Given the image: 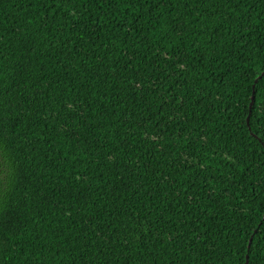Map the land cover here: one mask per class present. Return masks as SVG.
<instances>
[{
	"label": "trees",
	"instance_id": "trees-1",
	"mask_svg": "<svg viewBox=\"0 0 264 264\" xmlns=\"http://www.w3.org/2000/svg\"><path fill=\"white\" fill-rule=\"evenodd\" d=\"M263 70L264 0H0V264H264Z\"/></svg>",
	"mask_w": 264,
	"mask_h": 264
},
{
	"label": "water",
	"instance_id": "water-1",
	"mask_svg": "<svg viewBox=\"0 0 264 264\" xmlns=\"http://www.w3.org/2000/svg\"><path fill=\"white\" fill-rule=\"evenodd\" d=\"M263 74H264V70H263V71L261 72V74L258 75V77L254 80L252 93H254V86H255V83L257 82V80H258ZM253 102H254V94H252V96H251V100H250V104H249V113H248V116H247V118H246L247 123H248V121H249L250 110H251V107H252ZM262 219H264V213H263ZM250 241H251V238L249 239L248 247H249V245H250ZM245 264H247V259H246Z\"/></svg>",
	"mask_w": 264,
	"mask_h": 264
}]
</instances>
